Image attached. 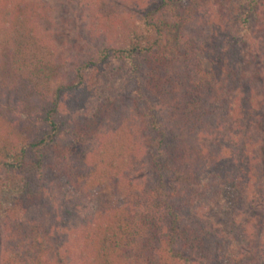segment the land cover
Wrapping results in <instances>:
<instances>
[{
  "label": "trees",
  "instance_id": "1",
  "mask_svg": "<svg viewBox=\"0 0 264 264\" xmlns=\"http://www.w3.org/2000/svg\"><path fill=\"white\" fill-rule=\"evenodd\" d=\"M62 1L91 43L71 59L47 3L0 0V263L264 264V0L223 29L212 0ZM95 191L116 199L65 198ZM58 196L60 234L19 216Z\"/></svg>",
  "mask_w": 264,
  "mask_h": 264
},
{
  "label": "rangeland",
  "instance_id": "2",
  "mask_svg": "<svg viewBox=\"0 0 264 264\" xmlns=\"http://www.w3.org/2000/svg\"><path fill=\"white\" fill-rule=\"evenodd\" d=\"M47 3L52 8L51 19L47 21L45 25L42 24L40 30L41 35L46 38L57 50L62 53L67 59H71L72 55L81 48V46L88 45L89 37L86 32V24L83 12L78 7L67 6L62 0H39ZM248 0H212L214 6L213 12L210 10L209 4H202L201 11L210 15L214 14L216 17L215 26H220V29L224 27L232 28L234 23L242 16L247 10L246 4ZM202 12L196 14L194 23L195 27H199ZM191 27V26H189ZM211 30V29H206ZM187 31V29H185ZM205 38H208L207 34ZM202 37V41L206 40ZM263 43V42H262ZM77 45H80L78 47ZM97 46L96 42L92 43V47ZM260 48V47H259ZM264 54V51H263ZM124 68L119 65L115 68L108 69L104 73L102 86L106 92L111 90H118L120 92L128 93V87L126 78L124 76ZM63 80H69L71 78V71H69V65L66 66L65 71H61ZM232 191H228L229 196H233ZM15 192H7L3 196V202L5 206H9L13 203ZM66 199L71 200L73 203H77V200L81 201L86 208H97L106 204L113 203L116 196L110 194L107 191H95L90 195H81L76 192H69L65 196ZM62 199L56 197V200L51 203L39 204L36 207H31L27 211H20L19 216L22 218H42L48 223L52 234H60L56 231L57 225L61 222L62 225H68L69 217L74 215L71 213L68 207L63 206ZM82 213V212H81ZM70 256L75 259V255L71 252ZM0 262L1 255H0ZM1 264V263H0Z\"/></svg>",
  "mask_w": 264,
  "mask_h": 264
}]
</instances>
